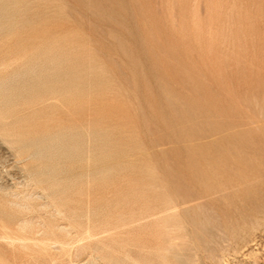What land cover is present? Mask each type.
Returning <instances> with one entry per match:
<instances>
[{
    "label": "rangeland",
    "instance_id": "374dc122",
    "mask_svg": "<svg viewBox=\"0 0 264 264\" xmlns=\"http://www.w3.org/2000/svg\"><path fill=\"white\" fill-rule=\"evenodd\" d=\"M262 209L264 0H0V264H264Z\"/></svg>",
    "mask_w": 264,
    "mask_h": 264
},
{
    "label": "bare ground",
    "instance_id": "6f19581e",
    "mask_svg": "<svg viewBox=\"0 0 264 264\" xmlns=\"http://www.w3.org/2000/svg\"><path fill=\"white\" fill-rule=\"evenodd\" d=\"M196 1V0H195ZM107 6V5H106ZM207 8V6H206ZM194 9V8H193ZM207 10V9H206ZM199 21V20H198ZM135 24V23H134ZM191 24V23H190ZM136 26V25H135ZM200 27V26H199ZM249 137V136H248ZM251 141V140H250ZM251 143V142H250ZM40 144V143H39ZM37 146V145H36ZM250 148V147H249ZM242 181H238L234 178H227L226 180H220L217 183H205L203 185V190L201 192V195L199 196V198H195V199H190L186 202H195L196 201V205L198 206V208L200 210H204L203 212L207 215L208 213H210V211H208L206 209V202L208 201L207 199H209L210 197L213 198L214 200H218L223 206V213H224V218H223V222H219V220L217 218H214V220H216L217 223V228L215 229V234L214 236L218 237L220 240L222 239L221 244L225 243V248L228 246V242H227V237H225L224 235H226V232L229 229L234 228L235 226H237L238 223L244 222L245 220L248 221V219H251L250 221H252V219L258 214L261 213V209H257V210H250V208H248V200L247 198H249V194H247L246 191L241 189V185H242ZM156 193V192H155ZM176 197V196H175ZM168 200V199H167ZM168 202V201H167ZM256 204V203H255ZM254 204V205H255ZM260 204V203H259ZM262 204V203H261ZM263 206V205H262ZM259 207V205H258ZM257 207V208H258ZM250 210V211H249ZM161 212V210H159ZM262 211H264L262 209ZM264 213V212H262ZM261 215V214H260ZM264 216V215H263ZM181 218V217H180ZM263 218V217H262ZM262 220V219H261ZM249 221V222H250ZM187 222V221H186ZM256 222V221H255ZM185 224V223H184ZM259 224V223H258ZM187 226V224H185ZM239 225V224H238ZM246 226V225H245ZM251 226V225H250ZM259 226V225H258ZM257 226V227H258ZM264 227V226H263ZM238 228V227H237ZM236 228V229H237ZM240 228V227H239ZM241 229V228H240ZM211 230V229H210ZM209 230V231H210ZM235 230V228H234ZM233 230V231H234ZM263 231V230H262ZM88 232V231H87ZM179 232V231H178ZM230 232V231H229ZM228 232V233H229ZM237 232V231H236ZM239 232V231H238ZM251 232V231H250ZM255 232V231H254ZM257 232V231H256ZM191 233V232H190ZM227 233V235H228ZM241 233V232H240ZM87 234V233H86ZM234 234V233H233ZM243 234V233H242ZM262 234V233H261ZM208 236V235H207ZM233 236V235H232ZM242 236V235H241ZM248 236V235H247ZM213 237V236H212ZM179 236H171L170 237V241H172L173 239H178ZM235 238V237H234ZM0 239H2L4 242H9V243H14V242H24L25 239L22 236H18L17 234L12 233L11 230H9V228L7 226H2V234L0 236ZM258 240V239H257ZM230 241V240H228ZM236 241V240H235ZM252 241V240H250ZM174 242V241H173ZM242 242V241H241ZM254 241H252L253 243ZM244 243V242H243ZM249 242L247 241V245L248 246ZM251 243V244H252ZM255 243V242H254ZM139 247L140 249H146L147 244L145 241V237L144 234H142L141 239L138 241ZM212 244V243H211ZM216 244V243H215ZM230 244V243H229ZM245 244V243H244ZM194 245V244H193ZM220 245V244H219ZM253 245V244H252ZM251 245V246H252ZM197 246V245H196ZM223 246V245H222ZM240 247V246H239ZM250 247V246H248ZM247 247V249H248ZM221 248V246H220ZM224 248V249H225ZM192 249V248H191ZM237 250V249H236ZM239 250V249H238ZM242 250V249H241ZM188 251V250H187ZM203 251V250H202ZM209 251V250H208ZM235 251V250H233ZM246 251V250H245ZM249 251V250H248ZM207 252V251H206ZM237 252V251H236ZM254 252V251H253ZM238 253L240 254V252H237V254L235 253V255H238ZM244 253V251H243ZM249 253V252H248ZM222 254V253H221ZM234 254V253H233ZM223 255V254H222ZM189 256V255H188ZM187 256V257H188ZM194 256V254H193ZM245 256V255H244ZM243 256V257H244ZM251 256V255H250ZM249 256V257H250ZM186 257V258H187ZM222 257V256H221ZM235 257V256H234ZM242 257V259H243ZM248 257V256H247ZM249 259V258H248ZM145 258H142V261L140 262V264H145ZM181 260V259H180ZM186 261V260H185ZM190 262V261H189ZM194 262V261H193ZM232 262V261H231ZM195 263V262H194ZM183 264V263H182ZM186 264V263H185ZM196 264V263H195ZM214 264V263H213Z\"/></svg>",
    "mask_w": 264,
    "mask_h": 264
}]
</instances>
